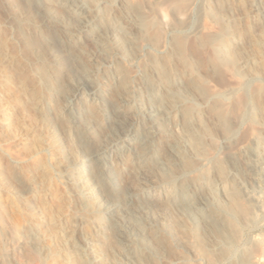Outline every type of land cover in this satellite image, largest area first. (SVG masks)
I'll use <instances>...</instances> for the list:
<instances>
[{"label": "bare ground", "instance_id": "6f19581e", "mask_svg": "<svg viewBox=\"0 0 264 264\" xmlns=\"http://www.w3.org/2000/svg\"><path fill=\"white\" fill-rule=\"evenodd\" d=\"M168 1L0 0L1 26L21 46L0 54V83L28 54L15 74L35 115L30 130L0 117V142L37 137L42 158L34 171L18 154L20 176L18 143L2 151L0 200L22 223L1 202L0 264H264V99L250 89L263 82L264 0H233L234 14L215 0L207 12L221 27L208 40L215 67L242 79L216 95L188 52L202 41L186 51L179 40L193 35L202 0H178V11Z\"/></svg>", "mask_w": 264, "mask_h": 264}, {"label": "rangeland", "instance_id": "374dc122", "mask_svg": "<svg viewBox=\"0 0 264 264\" xmlns=\"http://www.w3.org/2000/svg\"><path fill=\"white\" fill-rule=\"evenodd\" d=\"M172 1H174V3L173 2H171V0H169L168 1V3L170 2L171 3V5H172V7L174 8V9H176V11H178V10H180V8L181 9H184L187 5H185V7H184V4H186L185 2H183V3H179V2H177L178 0H172ZM223 1V4L225 3L226 4V2H227V8H229L230 7V9L229 10H231L230 11V14H234L235 13V11H236V9H237V7L232 3V1L233 0H222ZM247 0H240V2H239V4H240V6H243V4H245V2H246ZM181 2V1H180ZM216 3V4H215ZM173 4H176V5H174L173 6ZM182 4V5H181ZM224 4V5H225ZM207 5H209V8H210V10H209V8L207 9ZM202 6V8H203V10L202 9H200V7ZM219 7V5H218V3L215 1V0H202L201 1V3H200V6L198 7L199 8V11H198V14L196 13V16H197V18H196V22H200L201 23V26H202V28H204V29H202L201 28V32L200 31H197L199 28H197V26H200L198 23H194V25H196V27H195V30H193V31H191V33H189L190 35L191 34H193V35H188V36H190L189 38L188 37H184V38H181L180 37V41L182 42L181 44H182V46H183V48L186 46V44H188V45H192L193 46V44H194V42H196V39L198 40V41H202L201 43H203V47L201 46L200 47V45H198L197 46V51H196V53H194L193 51H194V47H191V49L190 50H188L189 48H190V46H186V51L188 50V52H191L190 53V55H192L193 54V58L195 59V60H199V61H201V62H199L198 61V64H199V66H201V70L203 71V73H205V74H207L208 75V73H209V75H208V78H207V80L205 81V83L203 84V89H206V88H208L207 90H206V93L208 94H212V95H216L217 93H220V92H223V90H225V89H227L228 87H237L238 85H239V83L241 82V80L242 79H239V76L237 77L236 75V73L234 72L235 70L234 69H231V68H229L228 69V67H226V66H224V65H218V67L216 66L215 67V65H214V63H216V56L214 57V49L212 48V45L208 42V40H210V39H212V38H215L216 37V35L217 34H220L221 33V27L219 26V25H216V24H214L213 22H210V20L209 19H205V18H207L208 17V14H207V12H210V13H213V12H215L216 13V8H217V11H218V8ZM205 8V9H204ZM241 8H243V7H241ZM212 9V10H211ZM205 10V11H204ZM2 13V14H1ZM205 15H204V14ZM4 14H5V11H0V39L1 40H3V41H1L0 40V54H2L3 52H5V51H12V52H18V50L20 51V45H19V43H18V41L17 40H15V39H12V38H10L9 37V35H10V30L8 29V28H6L5 26L3 27V25L1 26V20L2 19H4ZM203 14V15H202ZM201 16H202V20L200 19L201 18ZM207 16V17H206ZM2 17V18H1ZM204 17V18H203ZM211 17V16H210ZM204 19L206 20L205 22H204ZM200 20V21H199ZM207 22H209V23H207ZM251 22V23H250ZM212 24V25H211ZM207 25H209V26H207ZM244 25H245V27H244ZM247 25V26H246ZM206 26V27H205ZM243 26V27H242ZM241 27L239 26V28H241V29H239L241 32V39H240V48H243V50L245 51V52H249V51H247V49H249L248 47L250 46V45H248L249 43L248 42H250L249 41V36H250V33H251V38H252V40L254 39L255 41H256V38H255V36H254V34H252V33H254L253 31H254V29H255V23H253L251 20H247V21H245L244 23H243V25H242ZM249 27V28H248ZM196 28H197V30H196ZM213 29V30H212ZM220 29V30H219ZM219 30V31H218ZM8 31V32H7ZM208 31V32H207ZM216 31V32H215ZM246 31H248V33H249V36H248V34H246ZM194 32V33H193ZM201 33V34H200ZM7 34V35H6ZM198 34V35H197ZM244 34V35H243ZM204 35V36H203ZM210 35H211V37H210ZM199 36H201L202 38H204L205 37V39H201V37L199 38ZM187 38H188V40H187ZM192 38H193V40H192ZM196 38V39H195ZM248 38V39H247ZM200 39V40H199ZM247 39V40H246ZM193 41V43H190V42H192ZM185 41H186V43H185ZM187 42H189V43H187ZM6 44V45H5ZM11 44V45H10ZM14 44V45H13ZM17 44V45H16ZM184 44V45H183ZM13 45V46H12ZM19 45V46H18ZM204 45H205V47H206V49L208 50H206V51H204ZM242 45V46H241ZM12 46V47H11ZM18 46V47H17ZM195 47H196V44L194 45ZM211 46V47H210ZM244 46V47H243ZM247 48H246V47ZM209 47V48H208ZM5 48V49H4ZM202 48V50H200ZM204 48V49H203ZM251 48H252V50L254 51V52H256V54H258V51L260 52V50L258 49V47L257 46H255V45H251ZM11 49V50H10ZM257 49V50H256ZM201 51H202V53H201ZM204 51V52H203ZM212 53H211V52ZM188 52H186L187 54H189ZM22 53V54H21ZM21 53H19V54H21L20 55V60H21V65H23L24 64V61L26 60V57L28 56V54H26V53H24L23 51H21ZM200 53V54H199ZM211 53V54H210ZM198 54V55H197ZM203 56H202V55ZM205 54V55H204ZM24 55L26 56V57H24ZM196 55V56H195ZM206 56V57H205ZM213 57V58H209L210 59V61H209V59H208V57ZM208 59V60H207ZM209 61V62H208ZM202 62H203V64L205 65V67H204V65L202 64ZM264 62V61H263ZM209 64V65H208ZM260 64V63H259ZM259 64L257 63V64H255L254 65V67L256 68V67H258L259 66ZM21 65H13V66H10V71L12 72V74H13V77L12 78H10L9 80H5V81H3V82H1L0 83V102L2 103V107H0V117H3V116H7L6 118H7V122L9 123H14V129L16 130L17 128H15V127H17V125L18 124H20L21 125V127H22V129L24 128L25 130H30L29 129V126L28 125H26L27 124V121H32V120H35V115H34V112H33V110L31 109V107H30V104H28V103H30V100H29V98L30 97H28V95H26V93H25V91L23 92V90H21V89H19L18 88V78H17V76H16V74L18 75L21 71H23V69H22V66ZM207 66V67H206ZM220 66H223V67H220ZM203 67H204V69H203ZM208 67H210L209 69H208ZM219 67H220V69H219ZM218 68V69H217ZM224 68V69H223ZM264 68V63L263 64H261V66H259V70H261V72H263V75H262V79H263V82L262 81H260L259 83L261 84V85H259V84H257V82H255V83H253V85L251 86V87H253V86H255V88H250L252 91H251V93H253V94H255V92L256 93H260V94H258V96L259 97H263V99H264V70H262ZM211 69V70H210ZM225 69H226V71H228L227 73H226V71H225ZM29 70H30V68L27 70V73L29 72ZM216 70V71H215ZM205 71H207V73L205 72ZM210 71V72H209ZM215 71V72H214ZM222 73H221V72ZM225 71V72H224ZM234 73H233V72ZM24 72V71H23ZM26 72V71H25ZM16 73V74H15ZM27 73H26V75H27ZM211 73V74H210ZM218 73H219V75H218ZM221 73V74H220ZM231 74V75H230ZM235 74V75H234ZM15 75V76H14ZM236 76V77H235ZM30 77H31V80H30ZM216 77V78H215ZM217 77H219L218 79H217ZM33 78V79H32ZM16 79V80H15ZM233 79V80H232ZM237 79V80H236ZM15 80V81H14ZM31 81L33 84L35 83H37L36 82V77L34 76V75H32L31 73H28V77L26 78V81ZM208 80H210V81H208ZM219 80H220V82L221 83H225L226 81H228V82H226L225 84H221V83H219ZM17 81V82H16ZM35 81V82H34ZM224 81V82H223ZM208 82H210L209 84H211L210 86H209V84H208ZM218 82V83H217ZM217 83V84H216ZM207 84V85H206ZM233 84V85H232ZM204 85H206V86H204ZM213 85V86H212ZM215 85V86H214ZM217 85H219L220 87H219V89H218V86ZM225 85H226V88L224 89V87H225ZM230 85V86H229ZM228 86V87H227ZM260 86V87H259ZM258 87V88H257ZM257 88V89H256ZM18 89V90H17ZM210 89V90H209ZM17 90V91H16ZM21 90V91H20ZM36 90L38 91L39 89H38V87H36ZM216 90V91H215ZM218 90H220V92H217ZM16 91V92H15ZM259 91V92H258ZM18 92V93H17ZM215 93V94H213V93ZM217 92V93H216ZM25 93V94H24ZM263 93V94H262ZM208 94V95H209ZM20 96H22V97H20ZM258 96H256V97H258ZM7 99V100H6ZM5 101H7V102H5ZM13 102V103H12ZM224 104V103H223ZM227 103L225 102V105H226ZM220 105H222L221 103H219V105L218 106H220ZM225 105H222V107L220 108L219 107V111H217L218 113H225V109H223V110H221L220 111V109H222L223 107H225ZM2 108V109H1ZM5 108V109H4ZM7 110V111H6ZM222 113V114H223ZM264 113V112H263ZM2 114V115H1ZM261 115V114H260ZM264 116V114L263 115H261V116H258V117H263ZM253 117V116H252ZM255 118V117H254ZM15 120V121H14ZM17 120V121H16ZM261 120H263L264 121V118H262ZM12 121V122H11ZM253 122V120L251 121V122H248L245 126H246V128H241V130H239L238 131V133H237V139H239V141H241V140H243V141H245V140H247L248 138H249V134H251L250 132V129H251V124H253L252 123ZM25 123V124H24ZM249 127V128H248ZM252 127H254V126H252ZM256 127V128H255ZM255 129H257V130H260L261 128H263L262 130L264 131V126L262 127V126H257V125H255ZM259 129H258V128ZM247 130V131H246ZM10 133H11V130H10ZM260 135V134H259ZM240 136V137H239ZM247 136V138H245ZM261 136V135H260ZM2 137V135L0 134V138ZM8 139V138H7ZM38 138L37 137H35V138H33V137H30V138H28L27 140H25V141H23L22 143L21 142H16V141H14L13 139L12 140H10L9 139V141L8 142H6V141H4L3 143L2 142H0V168L2 169L3 168V165H5L3 162H4V159H5V157H4V154H3V150H5L6 151V149H11V147L12 146H15V144H17L18 143V146L16 147V149L14 150V153L15 154H13L12 153V155H11V161H13V165L14 166H16V172L20 175V176H24L25 174H27L26 172H27V165L26 164H20V163H18V164H16V163H14V161H16L17 159V157H18V154H24V156H28V157H34V152H35V146H36V140H37ZM241 139V140H240ZM31 140V141H30ZM6 142V143H5ZM35 142V143H34ZM31 145H30V144ZM6 144H8V145H6ZM11 144V145H10ZM32 144H33V146H32ZM11 146V147H10ZM9 147V148H8ZM34 149V150H33ZM34 151V152H33ZM18 152V153H17ZM33 152V153H32ZM6 155V154H5ZM36 157V158H35ZM34 158H33V160H32V162H31V166H29L30 168H33L34 169V171L35 170H37L38 169V167H40L41 165H42V158H41V155H37V156H35ZM4 158V159H3ZM14 159V160H13ZM37 159V160H36ZM8 160V159H7ZM2 161V162H1ZM34 165H33V164ZM2 165V166H1ZM24 165V166H23ZM36 165V166H35ZM26 166V167H25ZM35 167H36V169H35ZM0 169V170H1ZM24 171H25V173H24ZM1 202H3L2 204H1ZM4 199H1L0 200V204L4 207V210L7 212V214H9V217L11 218V220L12 221H14L16 224H21L22 222H21V219L19 218V213H16L18 210H12V209H10L9 210V208H6L5 207V205H6V202H5V204H4ZM7 209V210H6ZM263 216H262V219H260V220H264V213L262 214ZM258 220V219H257ZM264 222V221H263ZM52 243H50L49 241H45V243L43 244V247L44 248H46V251L47 252H49V251H52V249L53 248H51L52 247V245H51ZM255 245V244H254ZM255 247H253V248H251L252 250L254 249ZM251 250V251H252ZM255 250V249H254ZM44 263L45 264H48V261H44Z\"/></svg>", "mask_w": 264, "mask_h": 264}]
</instances>
